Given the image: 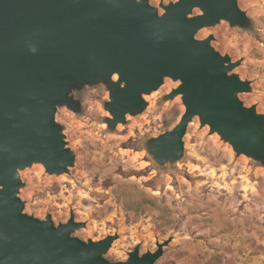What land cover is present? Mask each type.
I'll return each mask as SVG.
<instances>
[{
	"label": "water",
	"instance_id": "1",
	"mask_svg": "<svg viewBox=\"0 0 264 264\" xmlns=\"http://www.w3.org/2000/svg\"><path fill=\"white\" fill-rule=\"evenodd\" d=\"M238 0H176L158 9L147 0H0V264H155L170 239L154 252L135 247L125 262L103 256L114 236L87 243L71 237L84 227L71 217L55 226L23 213L18 171L33 164L61 174L73 163L57 108L76 111L71 91L110 82L108 126L142 112L143 95L164 79L179 82L184 111L172 130L151 139L147 152L159 163L177 161L188 125L198 118L238 155L264 168V115L245 108L238 94L249 82L199 30L220 21L248 29ZM194 10L200 14L193 16Z\"/></svg>",
	"mask_w": 264,
	"mask_h": 264
},
{
	"label": "rangeland",
	"instance_id": "2",
	"mask_svg": "<svg viewBox=\"0 0 264 264\" xmlns=\"http://www.w3.org/2000/svg\"><path fill=\"white\" fill-rule=\"evenodd\" d=\"M175 1L147 0L159 15L160 5ZM237 4L250 20L248 29L220 21L195 39L212 36L216 52L239 62L231 73L249 82V92L238 99L264 115V0ZM116 80L113 75L110 82ZM110 82L73 89L76 111L57 108L55 122L73 163L61 174H47L39 164L18 171L23 213L40 222L50 216L55 226L72 217L84 227L71 237L85 243L115 236L103 256L110 262H125L135 247L139 255L154 252L170 239L155 264H264V168L236 154L198 118L188 125L179 160L155 161L148 142L172 130L184 111L181 96L167 98L179 82L164 79L142 96V112L116 127L107 124ZM120 184L156 200L167 214L143 208L126 213Z\"/></svg>",
	"mask_w": 264,
	"mask_h": 264
},
{
	"label": "trees",
	"instance_id": "3",
	"mask_svg": "<svg viewBox=\"0 0 264 264\" xmlns=\"http://www.w3.org/2000/svg\"><path fill=\"white\" fill-rule=\"evenodd\" d=\"M119 187L122 189L121 197L124 201V209L126 213L134 211V214L138 215L139 209L143 208L144 210L159 212L160 214L158 217L162 216V214H167L168 209L166 207L160 206L156 200L149 198L143 192L136 190L133 186L128 187L120 184ZM158 227H160L159 224ZM186 255L187 254H185V256Z\"/></svg>",
	"mask_w": 264,
	"mask_h": 264
}]
</instances>
